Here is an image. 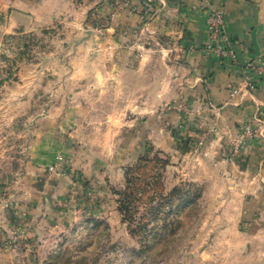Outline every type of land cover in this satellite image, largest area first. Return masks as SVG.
Listing matches in <instances>:
<instances>
[{
	"label": "crops",
	"instance_id": "crops-1",
	"mask_svg": "<svg viewBox=\"0 0 264 264\" xmlns=\"http://www.w3.org/2000/svg\"><path fill=\"white\" fill-rule=\"evenodd\" d=\"M151 1L147 13L144 0H0L4 33L45 36L40 87L57 95L32 118L25 173L1 175V195L14 187L16 203L0 199V227L43 235L55 206L74 200L71 177L104 211L106 188L155 153L217 220L206 264H264V77L252 88L242 71L264 60V0ZM210 9L224 12L238 62L208 49ZM0 264L23 263L0 249Z\"/></svg>",
	"mask_w": 264,
	"mask_h": 264
},
{
	"label": "rangeland",
	"instance_id": "rangeland-1",
	"mask_svg": "<svg viewBox=\"0 0 264 264\" xmlns=\"http://www.w3.org/2000/svg\"><path fill=\"white\" fill-rule=\"evenodd\" d=\"M45 39L41 33L0 28V178L17 181L25 173L32 118L49 109L46 98L57 96L55 89L40 87L47 79L40 72L50 61L43 52ZM153 162L145 167L147 176L134 170L132 188L126 182L120 189L106 188L110 196L104 211L89 183L71 177L74 200L61 209L55 206L57 219L45 222L43 235H30L32 227L24 222L9 230L0 227V249L23 264H206V230L217 220L206 218L205 202L169 199L175 186L185 191L191 186L175 185L172 173L165 185L163 167ZM159 175L162 189L155 185ZM13 188L0 191L10 207L16 203ZM125 201L130 203L126 210Z\"/></svg>",
	"mask_w": 264,
	"mask_h": 264
},
{
	"label": "built area",
	"instance_id": "built-area-1",
	"mask_svg": "<svg viewBox=\"0 0 264 264\" xmlns=\"http://www.w3.org/2000/svg\"><path fill=\"white\" fill-rule=\"evenodd\" d=\"M144 5L146 7V12L150 13L153 8L152 1L144 0ZM226 22L227 18L224 12L210 9L207 17V29L210 35L208 49L212 50L217 55L236 63L238 62L237 53L225 34ZM242 71L247 79L248 86L254 88L256 85L254 78L264 77V60L261 62H256L255 60L247 62L242 65ZM255 121L264 123V105L259 107L257 114L255 115ZM245 131L249 135H252L255 132L250 124L245 127Z\"/></svg>",
	"mask_w": 264,
	"mask_h": 264
},
{
	"label": "trees",
	"instance_id": "trees-1",
	"mask_svg": "<svg viewBox=\"0 0 264 264\" xmlns=\"http://www.w3.org/2000/svg\"><path fill=\"white\" fill-rule=\"evenodd\" d=\"M152 160L154 161L153 163L161 165L163 167V169L169 164V160L166 158H163L159 155H156L153 159H147L145 156L140 158V160L138 161V163L136 165H134L133 167H131L128 172H127V176H126V183L127 185L132 188V185L130 183H132L133 178H134V170H138V172L140 170H143V172L141 173L144 176H147V170H146V166L147 164H149L148 162ZM136 167V168H135ZM157 180L155 181V185L157 188L161 189L163 188V181L161 180V176H157L156 177ZM193 190L191 188L188 189V191L183 190V187L180 186H175L174 189L171 191L169 199L174 198L175 200H180V201H186V203H191L192 201H194V196H193ZM198 194V193H197ZM196 196V195H195ZM130 203L129 202H123V209H127L128 205ZM122 208V207H121Z\"/></svg>",
	"mask_w": 264,
	"mask_h": 264
}]
</instances>
